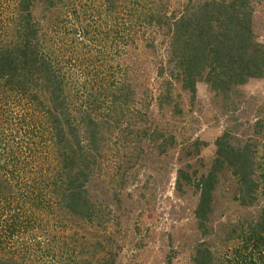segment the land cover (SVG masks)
<instances>
[{"label":"trees","instance_id":"trees-1","mask_svg":"<svg viewBox=\"0 0 264 264\" xmlns=\"http://www.w3.org/2000/svg\"><path fill=\"white\" fill-rule=\"evenodd\" d=\"M263 1L189 0L177 15L141 0H18L12 36L0 38V90L25 99L18 116L26 126L18 153L8 139L16 136L0 129V243L14 242L0 252V264H116L111 252L101 256L113 236L88 240L68 232V222L104 226L111 215L107 200L123 208L130 177L147 163L145 143H155L162 154L176 137L131 107L132 74L110 60L124 51L131 30L155 26L170 41L171 77L191 98L198 81L227 99L239 96L241 85L264 76V41L252 28L255 4ZM164 95L161 107L170 103L172 86ZM263 120L254 123L263 139L231 141L225 131L205 171L189 162L177 170L178 195L188 188L198 193L192 212L203 237L211 232L217 189L227 177L235 181L233 201H264ZM199 144L195 140L185 155L193 157ZM116 159L115 171L105 172ZM94 187L99 191L92 194ZM259 207L226 224L222 248L199 241L191 264H264V202ZM34 230L38 235L15 240Z\"/></svg>","mask_w":264,"mask_h":264},{"label":"rangeland","instance_id":"rangeland-1","mask_svg":"<svg viewBox=\"0 0 264 264\" xmlns=\"http://www.w3.org/2000/svg\"><path fill=\"white\" fill-rule=\"evenodd\" d=\"M141 1L151 8L154 7L153 9H160L163 5L161 10L177 15L189 2ZM16 3L18 0H0V38L12 36L14 18H17ZM255 5L252 28L255 37L264 41V1ZM41 7L37 6L36 14L40 13ZM137 16L139 18L141 14L138 15L137 12ZM162 32L163 30L155 26L131 30L128 45L124 51L120 48L121 53H114L115 59L110 62L121 61L132 74L130 79L133 81L135 103L131 104V107L136 111L141 110L142 114L147 112L153 126L154 123L160 124L167 134L174 133L176 143L162 154L158 152L159 148L155 143H145L146 153L150 156L145 155L149 158L140 173L130 177L131 181L122 200L126 207L119 209L118 204L108 199L111 215L104 226H84L83 221L75 219L68 222V232L75 235L77 231L78 235L88 240L113 236V243L101 252V256L109 257L111 252L116 264H191L194 248L199 241L206 240L213 248H222L219 243H222L224 234L229 230L226 224L229 221L237 222L243 216L256 214L264 202L260 199L252 205H241L237 199L233 201L235 181L227 177L228 180L222 181L217 189L216 215L212 220L211 232L207 237L202 236L192 212L198 193L196 194L194 188H188L185 196L178 195L177 170L188 162L201 171L207 169L215 157V140L225 131L232 134L231 141H237V138L241 141L247 138H262L254 133V123L264 119V76L250 78L247 83L241 85L239 96L233 93L228 99L215 94L204 81H198L196 95L191 98L190 94L181 88V84L171 77V65L168 62L170 41ZM150 42L154 46H151ZM91 45L94 49H100L97 42ZM94 56L96 64L102 67L103 62L100 61L99 54ZM161 67L164 68L162 73ZM168 86H172L171 101L161 107L159 101L165 100L164 94ZM21 98L11 91L0 90V129L4 134L13 133L16 136L15 139L8 138L11 140L13 152L16 153L20 152L19 147L26 126L21 116H18L19 111L21 112V101H25ZM148 104L150 105L147 109L145 106ZM135 120L138 126H142L138 116ZM195 140L200 141V151L193 152V157H187L186 151L193 149ZM50 156L52 157L51 153ZM119 163L116 159L108 164L109 166L106 165L105 172H114ZM95 189L96 187L92 188L90 192L95 194L99 191ZM48 218L53 223L54 219ZM36 231L38 232L37 229ZM36 231L19 232L15 235V240L32 238L38 235ZM13 243H0V252L11 247ZM34 261L33 264H42V260Z\"/></svg>","mask_w":264,"mask_h":264}]
</instances>
